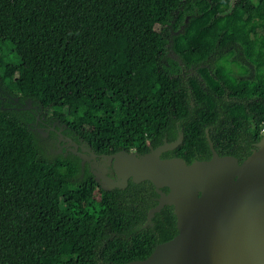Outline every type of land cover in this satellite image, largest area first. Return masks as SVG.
<instances>
[{"label":"trees","instance_id":"16d2710c","mask_svg":"<svg viewBox=\"0 0 264 264\" xmlns=\"http://www.w3.org/2000/svg\"><path fill=\"white\" fill-rule=\"evenodd\" d=\"M263 121L264 0H0V264L147 257L176 235L174 207L148 219L150 181L106 190L77 152L181 138L161 157L206 160L211 143L241 162Z\"/></svg>","mask_w":264,"mask_h":264},{"label":"water","instance_id":"95a60500","mask_svg":"<svg viewBox=\"0 0 264 264\" xmlns=\"http://www.w3.org/2000/svg\"><path fill=\"white\" fill-rule=\"evenodd\" d=\"M180 142H164L141 156L114 153L115 179L94 171V153L77 152L94 160L90 170L106 190L125 187L129 179L150 181L160 197L148 219L165 204L174 207L176 235L157 244L147 257L124 264H264V135L241 162L219 155L211 143L212 155L206 160L187 164L181 157H161Z\"/></svg>","mask_w":264,"mask_h":264},{"label":"rangeland","instance_id":"374dc122","mask_svg":"<svg viewBox=\"0 0 264 264\" xmlns=\"http://www.w3.org/2000/svg\"><path fill=\"white\" fill-rule=\"evenodd\" d=\"M234 0H231V2ZM160 24L158 25L159 28ZM34 135L36 138V141L39 145V147L49 153L50 155L56 154L59 151V146L56 143L55 139L49 138L43 131V129H40L37 127L34 130ZM134 153V152H133ZM111 162V158H102L100 161H98V172L102 176H106L105 172L107 171L109 164Z\"/></svg>","mask_w":264,"mask_h":264},{"label":"flooded vegetation","instance_id":"af4514ba","mask_svg":"<svg viewBox=\"0 0 264 264\" xmlns=\"http://www.w3.org/2000/svg\"><path fill=\"white\" fill-rule=\"evenodd\" d=\"M68 143H70V144H74L77 148H82V147H80V145H78V144H75V143H71L70 141L68 142ZM88 156V155H87ZM88 161V163H89V167L91 166V165H93V163H94V160H87ZM96 162H97V164H98V161H97V159H96ZM98 169V167L97 168H94V171L96 172V170ZM102 176V175H101ZM109 179H115L116 178V176H115V173H114V176L112 177H108Z\"/></svg>","mask_w":264,"mask_h":264},{"label":"built area","instance_id":"2783aa9c","mask_svg":"<svg viewBox=\"0 0 264 264\" xmlns=\"http://www.w3.org/2000/svg\"><path fill=\"white\" fill-rule=\"evenodd\" d=\"M259 133L261 136L264 135V121L259 126Z\"/></svg>","mask_w":264,"mask_h":264}]
</instances>
